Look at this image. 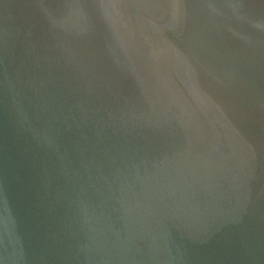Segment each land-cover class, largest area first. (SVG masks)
<instances>
[{"label":"water","instance_id":"95a60500","mask_svg":"<svg viewBox=\"0 0 264 264\" xmlns=\"http://www.w3.org/2000/svg\"><path fill=\"white\" fill-rule=\"evenodd\" d=\"M0 264H264V0H0Z\"/></svg>","mask_w":264,"mask_h":264}]
</instances>
